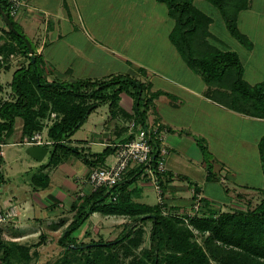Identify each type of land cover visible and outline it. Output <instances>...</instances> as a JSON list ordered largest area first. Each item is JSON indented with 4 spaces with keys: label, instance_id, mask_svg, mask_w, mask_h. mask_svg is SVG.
Wrapping results in <instances>:
<instances>
[{
    "label": "crops",
    "instance_id": "crops-1",
    "mask_svg": "<svg viewBox=\"0 0 264 264\" xmlns=\"http://www.w3.org/2000/svg\"><path fill=\"white\" fill-rule=\"evenodd\" d=\"M21 2L12 21L31 45L28 56L42 57L45 80L75 82L130 75L149 84L152 92L172 95L155 100L148 124L165 130L162 147L167 150L165 166L172 178L164 201L173 214L190 216L194 186L203 192L206 210L240 209L248 203L255 205L264 197V152L259 147L264 137V119L236 112L208 97L209 87L189 69L170 41L174 20L165 4L157 0ZM214 24L215 21L211 31L218 38L215 41L218 46L221 39L214 32ZM238 25L253 47L247 49L235 39L232 42L235 49L230 50L239 54L249 84L264 82V0H249L248 9L239 15ZM9 30L0 14V56L4 57L0 59V103L11 99L13 75L30 61ZM8 44L16 48L12 54L5 50ZM133 103L128 94L120 95L119 104L125 112L132 113ZM131 118L112 117L108 105L99 106L66 143L83 154L117 148L131 138L128 126ZM22 126V120L17 119L9 138L14 139L11 145L28 149L33 146L25 143L28 137H23ZM80 130L85 133L83 137H78ZM200 141L209 154L208 160ZM3 144L0 155L9 182L0 189V207L14 208L17 214L3 225L5 236L13 241L32 242L37 236L46 235L42 231L47 233L50 227V233L60 237L61 229L66 228L73 216L71 205L82 191L90 190L86 181L91 167L83 157L70 156L50 170L49 186L35 191L23 175L47 163L49 153L38 160L27 152L26 158H20L19 170L8 175ZM114 161L115 153L106 158L105 165ZM210 170L215 174L211 181ZM127 179L131 183L124 200L130 196L134 202L149 206L162 202L147 169L134 168ZM221 181L233 185L226 188L228 193ZM229 194H233L232 199ZM66 212L72 216L65 217ZM117 217L94 213L89 219L94 226L99 223L104 229L109 225L107 222L115 220L112 225L118 224L122 233L128 219ZM62 219L66 221L63 226ZM55 220L52 226L49 222ZM99 236L106 239L105 234Z\"/></svg>",
    "mask_w": 264,
    "mask_h": 264
},
{
    "label": "trees",
    "instance_id": "trees-1",
    "mask_svg": "<svg viewBox=\"0 0 264 264\" xmlns=\"http://www.w3.org/2000/svg\"><path fill=\"white\" fill-rule=\"evenodd\" d=\"M157 1L167 6L168 14L174 20L169 36L171 43L189 69L201 76L209 87L208 97L236 112L264 119V82L249 84L244 78L239 54L216 45L218 38L211 31L214 18L199 8L196 0ZM206 1L220 11L230 35L251 49L253 43L238 25L239 15L248 9L249 0ZM0 4L12 20L7 3L0 0ZM13 24L18 34L8 32L28 56L26 37ZM5 50L12 54L16 48L8 44ZM28 58V65L22 66L13 75L11 99L0 103V149L1 144L14 133L17 119L23 122V137L30 138L36 132H42L44 120L55 114L56 118L48 126L46 135L51 144L44 146L49 153L48 162L23 175L28 176L25 179L35 191L46 189L50 182V170L70 156L83 157L84 162L93 168L105 166L106 158L117 151L115 147H108L100 154H83L66 143L97 107L108 105L112 117L130 116L147 129L155 100L162 95L172 98L171 94L163 91L152 92L149 84L130 75H115L101 80L49 82L43 78L42 57L32 54ZM122 93L133 98L131 114L120 107ZM201 141L208 160L209 154ZM150 144V166L160 180L162 202L149 206L134 202L130 196L124 200V193L131 183L127 179L130 171L113 188L85 191L70 207L73 216L58 239V244L64 249L63 257L55 264H264V197L255 207L248 203L245 209L228 211L206 210L203 201L198 214L186 217L175 215L164 201L172 175L157 172L161 151L157 135H152ZM259 147L264 152V137ZM4 163L0 155V189L9 182ZM214 176L210 170L208 180L211 181ZM194 188L200 191L197 186ZM94 213L127 218L121 235L115 240L100 236L89 242L84 240L89 232L83 237L76 236V231ZM65 222L62 219L61 226ZM149 222V248L137 256L134 251L143 243V225ZM44 241L45 235H40L36 243L10 240L0 224V264H38V248ZM131 255L134 258L126 262Z\"/></svg>",
    "mask_w": 264,
    "mask_h": 264
},
{
    "label": "built area",
    "instance_id": "built-area-1",
    "mask_svg": "<svg viewBox=\"0 0 264 264\" xmlns=\"http://www.w3.org/2000/svg\"><path fill=\"white\" fill-rule=\"evenodd\" d=\"M7 3L8 13L11 17H15L22 6L21 0H4ZM3 60V56H0ZM54 118L55 115L52 114ZM129 130L131 132V138L126 142H123L117 146L115 152V161L110 165L98 166L91 168L87 177V185L91 191H96L100 188H113L123 179L124 175L134 168H145L148 174L151 176L157 193L162 197V188L160 180L157 174L151 168L150 164L152 161L151 152L152 146L150 139L152 135H157L158 140L161 144L160 159L157 164V172L160 174H166L167 169L165 166V158L167 156L166 148L162 147L163 132L164 129L148 127L144 128L142 125L137 123L134 118H131L129 123ZM25 143L31 146H45L51 144L48 141L46 134L42 132H36L30 138L25 139ZM0 154H3L0 151ZM85 194L84 191L80 193L81 196ZM193 204L190 216L198 214L203 206L204 195L203 192L196 191L195 188L192 190ZM113 200H116L113 197ZM14 208L3 209L0 207V224L3 226L11 219L16 217Z\"/></svg>",
    "mask_w": 264,
    "mask_h": 264
},
{
    "label": "rangeland",
    "instance_id": "rangeland-1",
    "mask_svg": "<svg viewBox=\"0 0 264 264\" xmlns=\"http://www.w3.org/2000/svg\"><path fill=\"white\" fill-rule=\"evenodd\" d=\"M195 3L204 12H206L207 14L211 15L214 18L215 24H214L213 29H214V32L217 34V36H219L221 39V42L219 43L218 47H220L221 49H231V47H232V49H235L234 48L235 46H233V44H235V43H232V42H236V40L230 35L229 31L227 30L220 11L206 0H196ZM8 76L10 77V73H8ZM11 94H13V93H11ZM52 114L50 115V117H48L44 120V129L42 131L46 135H47L48 126L50 124H52L53 120L56 118V117L53 118ZM86 126H89V125H85V127ZM84 135H85V133L83 132V130H80L78 137H83ZM13 142H14V139L9 138L3 144V150L6 153V163H7L5 165V169H6V173H8V175H11V174L15 173L16 170H19L20 162H21L20 158L24 159L28 156L27 149L25 147L13 146V145H11ZM11 163H14V165H11ZM250 165L253 166V159H251ZM11 170H13V172ZM24 177L28 179V176H24ZM221 183H222L224 190L227 187L233 186L230 184H228V186H227L226 184H224L225 182H222V181H221ZM225 194H227V193H225ZM8 195H10V194L8 193ZM232 195L233 194H229L227 196L232 199L233 198ZM260 201L261 200H258V203H256L255 205L251 204L252 207H255L256 205H258L260 203ZM246 205H248V204H246ZM245 208H246V206L241 207L240 209H245ZM225 211H227V210H225ZM71 216L72 215L69 212H66L65 217L70 218ZM55 222H57V220H55L53 222H49V223L52 224V226H53V224ZM93 222L94 221L92 219L87 220L76 231L75 235L79 236V237H83L86 232H89V236L84 238V240L87 242H89L92 239H95V240L99 239L100 233L105 234V238L108 240H115L116 238H118L121 235V233L119 231L120 226H118V224L112 225V223H114L115 220L107 222V225L109 224L107 229L101 228L99 223L96 226H94ZM143 228L145 230V233L143 235V243L141 244V246L138 250L134 251L135 255H137V256H140L142 254V252L144 251V249L149 248V245H150L151 223L149 222V223L144 224ZM46 230H47V233L42 231L46 235H45L44 243L38 248L39 258H38L37 262H38V264H55L58 260H60L63 257L64 249L58 244L59 237L57 235L50 233L51 232L50 227L47 228ZM63 230L64 229H61V234H62ZM39 238H40V236H37V238L32 242H35V243L38 242ZM198 241L201 242L200 237H198ZM133 258H134L133 255L129 256L128 260L126 259V262L129 260H132Z\"/></svg>",
    "mask_w": 264,
    "mask_h": 264
},
{
    "label": "water",
    "instance_id": "water-1",
    "mask_svg": "<svg viewBox=\"0 0 264 264\" xmlns=\"http://www.w3.org/2000/svg\"><path fill=\"white\" fill-rule=\"evenodd\" d=\"M0 14L2 16V18L4 19L5 23L7 24V26L9 27V29L14 32L15 34H18V31L15 29L13 21L10 19V17L7 15V13L5 12V10L3 9V7L0 4ZM27 42V41H26ZM29 49L31 50V45L27 42ZM27 152L37 158L38 160L41 159L44 155H46V153L48 152V150L45 147L42 146H33L27 149Z\"/></svg>",
    "mask_w": 264,
    "mask_h": 264
}]
</instances>
